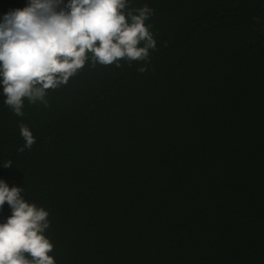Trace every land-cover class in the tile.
I'll use <instances>...</instances> for the list:
<instances>
[{
	"label": "trees",
	"instance_id": "16d2710c",
	"mask_svg": "<svg viewBox=\"0 0 264 264\" xmlns=\"http://www.w3.org/2000/svg\"><path fill=\"white\" fill-rule=\"evenodd\" d=\"M145 5L150 62L89 60L23 116L0 83V180L49 213L55 264H264V0Z\"/></svg>",
	"mask_w": 264,
	"mask_h": 264
},
{
	"label": "clouds",
	"instance_id": "9594fccd",
	"mask_svg": "<svg viewBox=\"0 0 264 264\" xmlns=\"http://www.w3.org/2000/svg\"><path fill=\"white\" fill-rule=\"evenodd\" d=\"M130 0H29L23 9L6 13L0 22V83L5 104L23 116L29 103L47 104L49 89L66 85L91 61L121 67V61H149L157 41L146 24L154 10L129 6ZM143 73L147 67L138 69ZM25 141L18 151L35 143L21 124ZM11 167V161L4 163ZM23 188L0 180V209L7 203L12 215L0 223V264H55L53 244L45 236L49 213L30 204Z\"/></svg>",
	"mask_w": 264,
	"mask_h": 264
},
{
	"label": "water",
	"instance_id": "95a60500",
	"mask_svg": "<svg viewBox=\"0 0 264 264\" xmlns=\"http://www.w3.org/2000/svg\"><path fill=\"white\" fill-rule=\"evenodd\" d=\"M261 20H262V22H263V24H264V8H263V10H262V12H261Z\"/></svg>",
	"mask_w": 264,
	"mask_h": 264
}]
</instances>
